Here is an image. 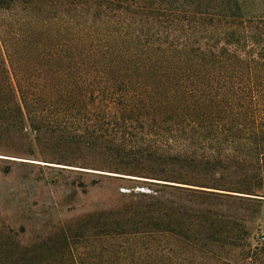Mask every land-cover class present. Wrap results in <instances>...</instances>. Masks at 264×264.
I'll list each match as a JSON object with an SVG mask.
<instances>
[{
    "label": "trees",
    "instance_id": "16d2710c",
    "mask_svg": "<svg viewBox=\"0 0 264 264\" xmlns=\"http://www.w3.org/2000/svg\"><path fill=\"white\" fill-rule=\"evenodd\" d=\"M29 138L160 181L84 224L98 236L264 264L263 241L178 203L203 206L191 187L264 201V0H0V148ZM0 264L78 263L74 251H0Z\"/></svg>",
    "mask_w": 264,
    "mask_h": 264
},
{
    "label": "rangeland",
    "instance_id": "374dc122",
    "mask_svg": "<svg viewBox=\"0 0 264 264\" xmlns=\"http://www.w3.org/2000/svg\"><path fill=\"white\" fill-rule=\"evenodd\" d=\"M8 148H0V251H74L78 264H143V254L151 252L161 259L160 264H209L203 258L221 252L192 249L171 238L150 241L143 236H98L93 224H84L101 212L143 202V193L161 190L153 184L160 181L87 166L82 163L98 165L100 160L58 155L30 138ZM191 188L206 191L201 196L204 204L180 199L182 208H199L208 221L212 216L206 210L222 215L225 236L237 235L231 228L234 222L252 243L264 242V201ZM173 197L169 196L175 200ZM225 252L234 255L238 251ZM109 253L113 259L107 257Z\"/></svg>",
    "mask_w": 264,
    "mask_h": 264
}]
</instances>
